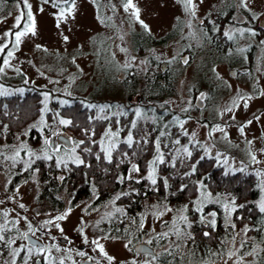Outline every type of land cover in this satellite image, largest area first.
<instances>
[{"label":"rangeland","instance_id":"1","mask_svg":"<svg viewBox=\"0 0 264 264\" xmlns=\"http://www.w3.org/2000/svg\"><path fill=\"white\" fill-rule=\"evenodd\" d=\"M28 3L32 6L36 20V35L22 37L19 48L14 49V36L4 37V33L19 30L13 27L15 18L21 11L26 13L27 9L20 3L18 7V2L0 0V45L8 44V48L0 54V66H3V60L7 58V51H14V56L10 59L11 66L5 67L4 72L0 73V86L11 93L10 95L22 94L29 89L40 91L42 109L43 94L48 93L50 97L47 101L48 110L42 113L44 124L40 122V116L24 130L26 135L30 129L37 130L41 137L39 145H29L21 134L9 143H0V225L5 226L7 237L16 239L12 248L25 245L24 240L20 239V234L28 232L30 223L34 229L40 230L36 231L35 235L29 234L39 238L43 246L57 245L60 251L53 248L52 256L57 261L64 259L65 264H78L81 257L78 255L79 251L85 252L87 257H92L91 260L97 264H109L106 257L91 243L93 240H99L105 252L114 258L111 264H132L133 261L136 264H158L152 258L137 255L132 251L133 246L140 242L151 246L159 258L178 251V244L173 241L165 239L162 245L158 242L166 238L160 237L162 233L174 235V220L178 227L182 223L178 219L181 209L172 212L167 210L169 208L163 203L151 204L141 215L143 228L132 232L139 238L121 239L107 236L99 226L113 215L116 208L113 203L115 195L100 203L95 201L96 196L92 192L85 200L72 204L61 191L58 194L61 206L52 208L36 200L37 184L34 173L13 189H9L12 169L18 165L20 170L26 167L29 150L43 155L44 139L52 142L57 137L54 135L57 132L60 133L59 136L66 133L72 139L68 131L60 130V126L52 128L53 121L47 119V113L52 110L50 104L55 102L60 105V100L70 102L73 98H78L85 106L111 105L112 107L104 112L97 108L99 115L118 116V113L130 111L131 121L154 120L163 130L166 126L176 125L181 132H186L188 139L198 145L204 153L205 148L208 149L206 156L214 158L227 170L235 172L243 167L246 172L253 173L257 177L256 204H259L264 196V191L261 190L264 175L256 174L258 171L264 172V36L260 37L259 41L255 39L252 23L264 17V0H247L246 8L240 6V0H193L194 16L185 10L183 0H132L140 9L139 20L132 15V9L125 11V1L122 0L110 1L107 5H99L91 0H75L74 13L61 21L59 27L56 19L58 8H53L51 3H43V0H28ZM229 6L233 7L232 16L224 26L223 34L228 32L232 36L236 51L255 45L252 71L246 77H237L235 69H228L225 63L216 61L212 66V63L207 61L208 58L203 59L211 54L208 52V46L202 44L200 23L211 13L224 12ZM41 8L43 11H40ZM141 20L143 24L140 23ZM24 22L26 18L22 21V26ZM144 25H147V29ZM172 30H175L173 38L164 43L149 45L142 53L134 50L131 42L134 33L145 31L154 39H160ZM64 37L68 39L65 40ZM189 49L193 58L185 64L184 60L188 61V54L181 53ZM152 56L158 62V67L163 62L167 64L166 70L172 79L169 86L171 92H166L163 98L154 99L155 101L142 96L141 89ZM211 66L212 70L209 72ZM127 73L137 78L133 93L126 83L124 84ZM209 73L214 83L213 93L205 100L207 86L202 85L193 99L191 90L195 83H200L203 79L206 81L210 77ZM20 89H23L22 93ZM136 108L141 110L140 118L134 114ZM155 116L159 117L156 119ZM177 117L183 122V127L174 123ZM249 121L251 123H248ZM217 126L223 131H215ZM241 126L244 127L243 134L239 130ZM118 139L120 141L126 138L119 135ZM22 144L27 148L22 150ZM55 147H47L53 158L63 157L71 161L69 156L72 148L60 146L61 151L55 153ZM18 150L19 157H16L15 161L10 159ZM252 155H255L259 163L251 160ZM225 159L227 164L224 163ZM131 176L140 178L141 174L136 172L131 173ZM217 199L219 202H215ZM231 202L226 194H211L210 201L205 205H220L228 224L231 213L226 211L223 205ZM21 204L24 205L23 208L20 207ZM69 208L71 212L66 219L56 221L63 233L53 224L40 228L45 221L54 220ZM4 213H7V216ZM211 213L213 212L209 211L205 214L207 221L214 219ZM14 221L16 223H13ZM81 228L83 235L79 231ZM106 236L109 238L105 239ZM85 237L89 241L87 244L84 243ZM149 240L152 241L151 244L147 243ZM246 246L249 250L244 249ZM7 250L6 261L11 264L13 257L10 248ZM259 251V245L246 238L244 232L240 231L224 240L220 253L215 257L211 256L198 262L188 255L185 262L179 264H255Z\"/></svg>","mask_w":264,"mask_h":264},{"label":"trees","instance_id":"2","mask_svg":"<svg viewBox=\"0 0 264 264\" xmlns=\"http://www.w3.org/2000/svg\"><path fill=\"white\" fill-rule=\"evenodd\" d=\"M231 16L232 10L229 9L223 13H211L202 19L200 23L201 41L203 45L208 46L210 49L208 52L211 54V56H206L203 59L208 58L207 61L212 63V66L216 61L225 63L228 69H235L237 77H246L252 71L255 45H250L239 51L234 49V39H228L223 34V28ZM252 27L255 30V39L259 41V38L264 36V29ZM174 34L175 30H172L164 37L154 39L147 32L140 31L133 34L131 42L134 45V50L142 53L149 45H160L173 38ZM183 53H187L188 62L191 61L193 54L190 49L183 50L181 54ZM149 64V68L143 77L142 96L146 97L147 100H159L166 95V92H171L169 86L172 79L169 71L161 72L158 62L153 56L150 57ZM212 66L209 72H211ZM211 78L210 74L206 81L203 79L202 82L195 83L191 90L193 99L198 93L199 86L205 85L207 86L205 100H207L214 88ZM127 80L124 81V84L126 83V86L133 93L137 78L133 74L127 73ZM42 107L40 91L35 89L26 90L22 94L0 96V143H9L21 134L29 145H39L41 142L39 132L30 129L26 135L24 130L42 115ZM50 107L52 110L47 113V119L53 121L52 128L60 126V130H66L71 134L72 140L85 141L81 148L76 149V154L85 163L76 165L69 160L67 168L63 165L58 168L56 159L53 158L52 160H35L31 168L27 170H25L26 167L20 170L18 165L12 169V179L9 186L18 185L31 173H34L37 184L36 200L44 202L52 208L61 206V199L58 197L61 191L66 194L72 204L85 200L92 192L96 196L95 201L100 203L112 195L116 197L120 195L119 199L115 197L113 201L116 207L113 215L99 226L100 230L107 236L121 239L132 237L137 240L139 238L133 233L140 230L141 215L151 204L163 203L172 212L182 210L187 205V212L184 213L188 217L191 227L188 228L183 223L179 227L183 232L191 233L194 240L187 239L183 233L180 237L174 234L160 239L159 245H162L165 239L177 243L178 251L174 250V253H167L164 257H158L154 260L156 263H184L188 255L193 261L202 262L208 257L218 255L224 240L229 235L243 231L246 238L251 239L260 247L255 264H264V213L259 211L256 204L258 185L257 177L253 173L228 170L229 174L224 175L227 169L216 162L214 158L206 156L204 151L192 143L176 125L166 126L163 130L159 123L149 119H138L137 127L131 129L134 140L140 141V143L129 148L123 142L125 139L120 140L117 151L113 153L112 162L109 163L104 159V154L100 152V138L109 127L112 130H119L120 136L126 138L131 125L132 113L130 111H127L126 115H108L106 116L108 118H105L99 115L97 108H88L78 98H73L65 106L52 102ZM57 112L60 113L61 117L71 119L73 124L69 126L59 125L55 115ZM158 117L155 116L156 119ZM201 121L205 122V120ZM5 126L7 127L5 128ZM161 132L165 133L162 137L160 136ZM158 137L161 141V151L164 153L167 162L157 167V184L153 186L143 177L148 174L149 161L156 155L155 141ZM143 138L148 140L147 144L143 143ZM176 140H179L180 143L175 144ZM85 146L92 149V154L81 151ZM185 146L192 152L191 157H187L183 153L182 149ZM123 153H127V157ZM95 154H100L101 158L98 160ZM174 156L178 158L175 161L176 166L172 167L171 161ZM201 156L205 158L201 160ZM132 164L138 165L141 177L126 178L120 182L119 177H127ZM193 164L196 165V171L191 175H184L191 171ZM59 176L64 179L61 180ZM165 178L168 181L167 187L164 186L163 182ZM138 180L139 183L136 182ZM200 181L206 186L207 192L213 195L226 194L230 201L234 200L236 203V210L231 212L228 224H226L225 216L218 204L205 205L202 213L195 211L193 202L199 196L198 182ZM182 185H186L183 190H181ZM122 193L129 194L122 195ZM239 205H244V207L240 208ZM117 208L123 211L117 212ZM209 211L216 214L214 217L215 228H212L207 222H200V216H205ZM232 225L235 226L232 227ZM245 228L248 229L247 232H245ZM204 232H208L210 235L206 237L203 235ZM244 249L249 250V247L246 246ZM6 253L7 247L0 244V264H8L4 259ZM16 264H23L20 257H17ZM29 264H33V262L30 261Z\"/></svg>","mask_w":264,"mask_h":264},{"label":"snow or ice","instance_id":"3","mask_svg":"<svg viewBox=\"0 0 264 264\" xmlns=\"http://www.w3.org/2000/svg\"><path fill=\"white\" fill-rule=\"evenodd\" d=\"M23 4L24 8L27 9V12L25 13L24 11H21L19 15L16 16L15 18V23H14V28L16 29H19L18 31H15V32H12V31H9V32H6L4 33V37H10V36H14V44H13V48L14 49H18L19 48V45L21 43V40H22V37H25L29 34L31 35H36V28H37V25H36V20H35V17L33 16V13H32V6L31 4L28 3V0H18V7H19V3ZM43 3L45 4H48V3H51L52 4V7L53 8H58L59 9V12H58V15L56 16V19H57V27L60 26V23L61 21H64L68 18V16H71L73 13H74V10H75V0H70V4H69V0H43ZM183 3H184V7H185V10L186 11H190L191 14L194 16L195 15V11H194V8H195V5L193 4V0H183ZM62 4H65V5H69L68 7H63L61 6ZM240 6L242 7H247V0H240ZM124 9L125 11H128L129 9H132V15L137 19L139 20L140 19V9L137 8L133 3H132V0H125V4H124ZM40 11H43V8L40 9ZM25 18H26V22L23 23V26H22V21H25ZM141 24H143V21L141 20L140 21ZM144 27L147 29V25H144ZM253 35H255V32L252 33ZM225 36H227L229 39H232V36L228 33V32H225L224 33ZM65 40L68 39V37H64ZM37 47H39V45H37ZM8 48V44L5 43L3 45H0V54L4 53L5 49ZM14 56V51L13 50H8L7 51V58H5L3 60V66H0V73H3L4 72V69L5 67H10V59ZM184 63L187 64L188 61L187 59L184 60ZM21 93L23 92V89H20L19 90ZM11 93H9L6 89H3L2 86H0V96H7V95H10ZM264 94V93H262ZM70 95V94H69ZM203 95V94H201ZM44 96V108L41 109V112L44 113L46 112L48 109H47V101L49 100V94L48 93H44L43 94ZM240 99H243V97H239ZM248 99H251V97H248ZM60 105L61 106H65V105H68L69 102L67 100H60L59 101ZM83 103V102H82ZM88 108L90 109H93V108H98L100 112H104L106 109H110L112 106L111 105H93V104H89V105H86ZM228 111H231V109H228ZM120 115H126V113L124 112H121V113H118ZM135 116L137 118H140L141 117V110L139 108H136L135 109ZM56 118H57V123L59 125H63V126H69V125H72L73 124V121L71 119H66V118H63L60 116V113L57 112L56 114ZM105 118H108V117H105ZM91 119V117H90ZM257 119H259V117H257ZM42 124H44V116L41 115V121H40ZM117 123H119V121H117ZM174 123H179L181 127H183V122L179 120V118H175L174 120ZM248 123H251V121H249ZM45 126H47L45 124ZM7 126H5L6 128ZM137 127V121L136 120H132L131 121V125H130V130L128 131V134H127V137L126 139L123 141L124 143L127 144V146L129 148L133 147L134 144H139L140 141H136L134 140V137H133V133L131 131V129H135ZM215 131H223L222 128H220L219 126H217L216 129H214ZM240 132L241 134H243L244 132V127L241 126L240 127ZM42 131V129H41ZM185 135H187V133L185 132L184 133ZM54 135H57L59 136L60 133H54ZM119 135H120V132L119 130L113 132L112 129L109 127L105 133L103 134V137L101 138V141L99 142L100 143V152L104 154V159L111 163L112 162V159H113V153L115 151H117L118 149V144L120 143L119 141ZM165 133L164 132H161L160 133V136H164ZM195 134L193 133V136ZM225 138H226V134H225ZM52 142H50L49 139L45 138L44 139V145H45V150L43 151V155H37L36 153L34 152H31L30 150L28 151V156H29V160L28 161H25V165H26V169L27 170L28 168H31L32 164L35 163V160H39V159H45V160H52L53 159V155L52 154H49V152L47 151V147L50 146ZM73 143V147L71 149V155L69 156V159H71V162L73 164H76V165H82L84 164V160L81 159V157L76 154V149L77 148H81V145H84L85 144V141L84 140H80V141H72ZM93 143H95V141H93ZM143 143L144 144H147L148 143V140L146 138H143ZM180 141L179 140H176L175 141V144H179ZM249 143H251V141H249ZM27 146L22 144L21 145V149H26ZM61 151V148L60 146H56L54 148V152L55 153H59ZM81 151L85 152V153H89V154H92V149L85 146L81 149ZM155 151H156V155L153 157V159L151 161H149L148 163V174L147 176L143 177V179L147 180L151 185L155 186L157 184V175H156V172H157V167L160 165V164H165L167 161L165 160V155L164 153L161 151V141L159 139V137L156 139L155 141ZM178 152L180 150H177ZM183 153L186 154L187 157H191L192 156V152L188 149L187 146L183 147L182 149ZM208 153V149L205 148V155H207ZM20 155V151H16L15 153V156L11 157L10 159L14 160L16 159V157H19ZM96 155V158L99 160L101 157H100V154H95ZM123 155L125 157H127V153H123ZM219 153L217 154V157H219ZM34 157V159H33ZM178 157H173L172 158V161H171V166L172 167H175L176 164H175V161ZM205 157L204 156H201L200 159L203 160ZM251 160L253 162H256V163H259V161L256 160V157L255 155H252L251 156ZM197 163H199V161H197ZM224 163L227 164V159L224 160ZM67 164H68V160H66L65 158L63 157H57L56 159V166L59 168L61 165H63L65 168H67ZM140 169L138 167V165L136 164H132L131 165V169H130V172H129V175L127 177H119L120 179V182H123L124 179H132V176H131V173H136V172H139ZM196 171V165L193 164L191 165V171L188 172V173H185L184 175H191L192 173H194ZM236 171H240V172H244L245 169L242 167L240 169H237ZM229 174V171L226 170L224 175H228ZM257 176H262L264 175V172H260L258 171L257 173ZM61 180H63L64 178L63 177H60ZM137 183H139L140 181H136ZM164 186L167 187L168 186V181L167 179L165 178L164 179ZM198 191L200 192V195L199 197L197 198L196 201H194V206H195V211L198 212V213H202L203 212V207L204 205L210 201V196L211 194L208 193L206 191V186L203 184L202 181L198 182ZM261 190L264 191V181L261 182ZM186 185H182L181 186V190H183V188H185ZM129 193H122V195H128ZM120 198V195H117L116 199H119ZM215 202H219V200L217 199ZM21 208L24 207V205H20ZM223 207L225 208L226 211H228L229 213L233 212L236 210V206H235V202L234 200L231 202V204L229 203H225L223 205ZM238 207L240 208H243L244 205H239ZM258 207H259V211L261 213H264V196L261 197V200L258 204ZM167 210H171V209H167ZM117 212H122L123 210L122 209H119L117 208L116 209ZM71 212V209L69 208L64 214L62 215H59V216H56L54 218V220H48V221H45L43 225L40 226V228H43L45 227L46 225H49V224H53L57 229H59L61 231V233H63V229L61 228L60 224L59 223H56V221H62V220H65L67 215ZM184 212H187V205L184 206V208L181 210V215L179 216V221L182 222L186 227L190 228L191 227V223L189 222L188 220V217L186 215H184L183 213ZM163 213H161L162 215ZM5 216H7V213H4ZM210 215H212L213 217H215V213H211ZM26 219V218H25ZM200 222L201 223H205L207 222L212 228H215V225H216V221L215 219H212L211 221H207V218L204 216V215H201L200 216ZM13 223H16L15 221ZM83 223V221L81 222ZM176 221L174 220L173 222V225H174V234L177 236V237H180L183 233V235L187 238V239H192L194 240V237L191 235V233H186V232H183V230L176 226ZM235 225H232V227H234ZM140 227L143 228V222H141L140 224ZM40 229H34L32 227V225L29 223L28 225V232H25V233H21L20 234V239H23V240H26V241H29L28 244H25V245H21L19 247H16V248H12L11 246L13 244L16 243V239L15 238H9L5 235V226L4 225H0V244H3L4 247H7V248H10V254L11 256L13 257L12 258V261H11V264H16V257H20L21 256V253H24L25 255L23 256L22 258V262L23 264H29L30 261L33 262V264H41V260L43 261V264H65V261L64 259H60L59 261L56 260V258H54L52 256V249L55 248L56 251H60V248L55 245V244H52V245H49V246H43L41 244H39L37 241H31L29 239V233H32V235H35L36 231H39ZM247 228H245V232H247ZM79 231L81 232V234L83 235V229H79ZM169 235V233H162L160 234V237H167ZM204 236H209L210 233L208 232H204L203 233ZM105 239L109 238V237H104ZM39 239V238H37ZM53 239H55L53 237ZM65 239H67V237H65ZM84 243H89V241L87 240V237L84 238ZM91 243L93 245H95V248H98L99 249V252L101 255H103L104 257H106V259L109 261V264H111V262L113 261V257L112 256H109L105 250H104V246L102 244H100L99 240H93L91 241ZM129 244L131 243V241L128 242ZM147 243L151 244L152 241L149 240ZM243 246V245H242ZM125 247L127 248L128 247V244L125 245ZM146 254H150V253H146ZM78 255L81 256V257H85L87 254L83 251H79L78 252ZM41 257V259H35V257ZM87 259L91 260L93 259L92 257H87ZM152 259L155 260L157 259V257L155 255L152 256ZM132 264H136L135 261L132 262Z\"/></svg>","mask_w":264,"mask_h":264},{"label":"flooded vegetation","instance_id":"4","mask_svg":"<svg viewBox=\"0 0 264 264\" xmlns=\"http://www.w3.org/2000/svg\"><path fill=\"white\" fill-rule=\"evenodd\" d=\"M7 1H10V2H18V0H7ZM93 1H96L99 5H107V4H109V2L110 1H114V0H91V2H93ZM116 1V0H115ZM123 2L125 1V0H122ZM20 4H22V2L20 3ZM69 4H70V0H69ZM63 5H65V4H63ZM65 6H67V5H65ZM233 7H227L226 9H224L225 11H227V10H229V9H232ZM224 11V12H225ZM213 13H223V12H213ZM228 22H229V20H228ZM228 22H227V24H228ZM258 22H259V19H257V20H254V22L252 23V26H256V27H258L257 25H258ZM226 24V25H227ZM58 137V136H57ZM57 137L55 138V139H53V141H52V143L50 144V146H57V145H59V146H64V147H66V148H72L73 147V143H72V139H70V137H69V135H68V141H69V144H66L65 142H62V141H59L58 139H57ZM11 179H12V175H11ZM15 187V185L12 187V186H9V189L11 190V189H13ZM29 235H31V234H29ZM32 236V235H31ZM34 237V236H33ZM35 238V237H34ZM37 239V238H36ZM39 240V239H38ZM40 241V240H39ZM25 242V241H24ZM41 242V241H40ZM26 244V243H25ZM41 245H43V243L41 242ZM82 248V247H81ZM132 251H133V248H132ZM7 252H8V250H7ZM155 252V251H154ZM138 255V254H137ZM23 253H21V256H20V259H22L23 258ZM140 256H142V255H140ZM143 256H146V257H148V258H152V256L153 255H143ZM155 256H156V253H155ZM6 257H7V253H6V256L4 257V259H5V261H6ZM158 258V257H157ZM17 259V258H16ZM35 259H41V257H39V256H37V257H35ZM86 260H88V261H91V262H93L94 264H97L96 262H94L93 260H89V259H87V256H85V257H80L79 258V261H78V264H80L81 262H83V261H86ZM7 262V261H6ZM41 264H43V261L41 260Z\"/></svg>","mask_w":264,"mask_h":264},{"label":"water","instance_id":"5","mask_svg":"<svg viewBox=\"0 0 264 264\" xmlns=\"http://www.w3.org/2000/svg\"><path fill=\"white\" fill-rule=\"evenodd\" d=\"M257 26L259 29H264V17L259 20ZM166 66H167L166 63H164V62L160 64L159 67H160L161 72H165ZM57 139L59 141L65 142L66 144H69L68 135L66 133H64L61 136H58ZM29 239L31 241H37L39 244H41V242L38 239L34 238L31 235H29ZM24 241L26 244L29 243V241H26V240H24ZM133 251L138 255H155L154 249L151 246H149L145 243H141V242L137 243L133 246ZM146 253H150V254H146ZM80 264H94V263L86 260V261L81 262Z\"/></svg>","mask_w":264,"mask_h":264}]
</instances>
